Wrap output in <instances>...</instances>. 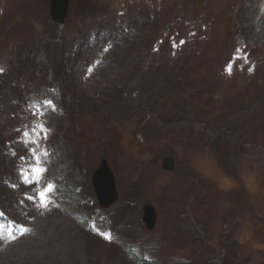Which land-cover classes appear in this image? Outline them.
Here are the masks:
<instances>
[{
	"label": "rangeland",
	"instance_id": "374dc122",
	"mask_svg": "<svg viewBox=\"0 0 264 264\" xmlns=\"http://www.w3.org/2000/svg\"><path fill=\"white\" fill-rule=\"evenodd\" d=\"M262 4L0 0V264H264Z\"/></svg>",
	"mask_w": 264,
	"mask_h": 264
},
{
	"label": "water",
	"instance_id": "95a60500",
	"mask_svg": "<svg viewBox=\"0 0 264 264\" xmlns=\"http://www.w3.org/2000/svg\"><path fill=\"white\" fill-rule=\"evenodd\" d=\"M50 2L52 21L56 24L64 25L69 14L71 0H50ZM163 169L174 171L175 161L172 158L164 159ZM93 183L101 207L109 208L119 200L116 178L106 160L102 161L100 169L95 173ZM143 221L149 230L155 228L157 213L153 206H145Z\"/></svg>",
	"mask_w": 264,
	"mask_h": 264
},
{
	"label": "bare ground",
	"instance_id": "6f19581e",
	"mask_svg": "<svg viewBox=\"0 0 264 264\" xmlns=\"http://www.w3.org/2000/svg\"><path fill=\"white\" fill-rule=\"evenodd\" d=\"M261 2L262 5L252 8L246 16V26L254 25V30L257 32L264 29V0H261Z\"/></svg>",
	"mask_w": 264,
	"mask_h": 264
},
{
	"label": "snow or ice",
	"instance_id": "6c2138e0",
	"mask_svg": "<svg viewBox=\"0 0 264 264\" xmlns=\"http://www.w3.org/2000/svg\"><path fill=\"white\" fill-rule=\"evenodd\" d=\"M25 135H27V133H25ZM42 199H43V195H42Z\"/></svg>",
	"mask_w": 264,
	"mask_h": 264
}]
</instances>
